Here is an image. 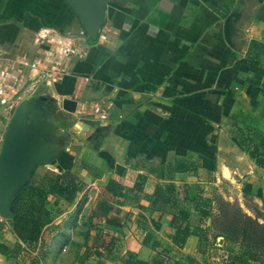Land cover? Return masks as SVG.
I'll return each instance as SVG.
<instances>
[{
	"label": "crops",
	"instance_id": "0c3cea01",
	"mask_svg": "<svg viewBox=\"0 0 264 264\" xmlns=\"http://www.w3.org/2000/svg\"><path fill=\"white\" fill-rule=\"evenodd\" d=\"M91 6L96 23L115 35L108 48L88 43L86 58L46 90L56 102L42 113L54 129L46 141L51 158L35 171L68 173L80 191L71 202L52 197L53 219L36 246H22L15 259L0 254V264H229L235 255L222 238L201 231V202L219 195L232 204L235 197L264 222V169L236 139L238 130H250L264 149V52H257V69L241 62L253 55L251 43L264 46V0ZM228 18L232 47L223 32ZM44 28L81 32L64 0H0V45L11 55L35 56L34 38ZM64 99L76 111L109 104V117L100 123L67 113ZM109 181L121 187L116 194ZM8 228L11 220L0 225V244L13 249L19 240ZM185 228L192 234L177 247L171 237Z\"/></svg>",
	"mask_w": 264,
	"mask_h": 264
},
{
	"label": "trees",
	"instance_id": "16d2710c",
	"mask_svg": "<svg viewBox=\"0 0 264 264\" xmlns=\"http://www.w3.org/2000/svg\"><path fill=\"white\" fill-rule=\"evenodd\" d=\"M88 43L94 44L95 42L88 39ZM251 47L253 48L249 51V54L254 50L253 55L241 62L257 69L259 67V54L257 52L263 53L264 46L251 43ZM237 132L239 133L236 137L237 142L247 153L250 161L257 167L264 169V149L252 143L250 130H247V134H244L245 132L241 130ZM119 187L113 181L107 183V190L113 194L117 193ZM79 191V183L68 173H57L54 177L50 174L42 177L39 181L33 178L25 189L15 196L10 205V209L15 215L14 219L11 220V228L19 243L13 249L0 244V254L15 259L21 255L22 246L27 250L33 249L40 239L43 227L50 224L53 219L52 209L48 207L50 199L53 197L56 200L63 199L71 202ZM201 217L202 225L205 221L204 213H201ZM238 223L241 227V231L238 232L241 237L240 243L245 246L240 245L245 247L247 251H242L240 255L234 254L235 256L232 257L229 264H238V262L240 264L244 257L264 264V224L259 223L258 218L253 219L241 212ZM191 234L187 228L177 230L171 240L177 247H182ZM233 244H236V242H233ZM25 256L26 254L22 258ZM123 262L125 264H148L142 261L125 260Z\"/></svg>",
	"mask_w": 264,
	"mask_h": 264
},
{
	"label": "water",
	"instance_id": "95a60500",
	"mask_svg": "<svg viewBox=\"0 0 264 264\" xmlns=\"http://www.w3.org/2000/svg\"><path fill=\"white\" fill-rule=\"evenodd\" d=\"M79 21L87 38L96 41L103 23L93 19L91 0H64ZM231 18L225 21L223 32L225 41L232 47ZM48 87L41 84L14 110L5 125L0 150V216L13 220L15 215L10 205L15 196L32 180L36 169L50 161L46 141L54 134V129L43 117V97ZM76 102L62 101L67 113H74ZM47 108V107H46ZM45 113V112H44Z\"/></svg>",
	"mask_w": 264,
	"mask_h": 264
},
{
	"label": "built area",
	"instance_id": "2783aa9c",
	"mask_svg": "<svg viewBox=\"0 0 264 264\" xmlns=\"http://www.w3.org/2000/svg\"><path fill=\"white\" fill-rule=\"evenodd\" d=\"M115 35L113 28L104 23L97 35L94 45L108 48ZM34 43L40 49L35 56L20 52L11 55L0 45V109L5 115H0V150L7 123L6 112L26 94H30L41 84L48 88L61 81L68 74L74 61L86 58L89 50L88 39L83 32L77 35L60 33L54 29L44 28L34 38ZM88 107V108H87ZM109 104L90 103L74 114H89L94 120L103 123L109 117ZM0 216V225L6 223ZM12 231L11 228H8Z\"/></svg>",
	"mask_w": 264,
	"mask_h": 264
},
{
	"label": "rangeland",
	"instance_id": "374dc122",
	"mask_svg": "<svg viewBox=\"0 0 264 264\" xmlns=\"http://www.w3.org/2000/svg\"><path fill=\"white\" fill-rule=\"evenodd\" d=\"M81 32H83L82 28H81ZM84 37L86 38L87 36L84 34ZM53 103H56V102L52 100L50 96H46V94H44L43 101H42L43 108L45 109L46 107H48V109H50L53 107ZM14 110H15V106L10 111H8L7 122L9 118L11 117V115L13 114ZM2 114L5 115L4 111L0 109V115ZM57 173L58 172H54L53 170L49 171L44 168H40L33 175L32 179L34 178L36 179V181H39L44 176L46 177L51 174L54 177V175H56ZM24 189L25 187L21 191H23ZM237 199L238 198L232 197V201H233L232 204L227 203V202L225 203L223 198L219 195H214V197H210L207 200L203 199V200H206L204 202H201L200 198L198 200L201 202V205L203 206V208H205L201 210V213H204V219H205V221L202 223L203 229L201 230H203V232L205 233V236L206 237L208 236V238L213 241H215L217 237L222 238L223 242L227 244V248L231 250L232 253L240 255L242 251L246 252L247 250L245 249V247H242L241 245L243 244L240 243L241 237L238 233L241 231V227L238 223L239 216H240V212L247 216L249 215L246 212H244V208L240 206V203L237 202ZM48 203L50 205L53 204L51 203V200ZM50 205L48 207L52 209ZM261 213H262L261 214L262 220L264 221V211ZM255 216L256 214L254 213L253 217L252 216H249V217L255 219L256 218ZM262 224H264V222ZM233 242H236V244H233ZM232 249L234 251H232ZM245 258L246 257H244V259ZM248 260H251V259H248ZM251 261L257 262L255 260H251Z\"/></svg>",
	"mask_w": 264,
	"mask_h": 264
},
{
	"label": "flooded vegetation",
	"instance_id": "af4514ba",
	"mask_svg": "<svg viewBox=\"0 0 264 264\" xmlns=\"http://www.w3.org/2000/svg\"><path fill=\"white\" fill-rule=\"evenodd\" d=\"M83 34H84V32H83ZM87 38V37H86ZM88 39V38H87Z\"/></svg>",
	"mask_w": 264,
	"mask_h": 264
}]
</instances>
